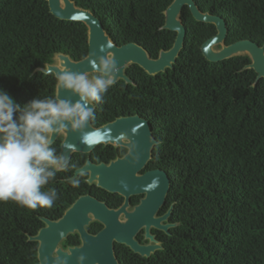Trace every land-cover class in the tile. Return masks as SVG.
<instances>
[{"label": "trees", "instance_id": "trees-1", "mask_svg": "<svg viewBox=\"0 0 264 264\" xmlns=\"http://www.w3.org/2000/svg\"><path fill=\"white\" fill-rule=\"evenodd\" d=\"M71 1L99 20L117 47L135 44L156 59L172 46L175 34L160 29L172 0ZM192 1L224 21L225 45H264V0ZM180 21L185 37L172 69L148 76L129 66L133 85L113 84L90 121L94 127L134 115L147 121L157 142L153 168L169 181L166 201L179 225L163 251L133 264H264V79L254 84L256 74L243 70L247 57L207 62L199 47L215 35L214 26L194 21L186 7ZM55 54L74 62L86 57L83 24L54 18L43 0H0V89L20 105L55 98L54 76L36 72ZM76 158L70 164L77 167ZM75 168L44 186L59 196L51 208L0 202V264H37V244L28 237L42 228L40 219L59 218L90 191L82 177L79 188L66 182Z\"/></svg>", "mask_w": 264, "mask_h": 264}, {"label": "water", "instance_id": "water-1", "mask_svg": "<svg viewBox=\"0 0 264 264\" xmlns=\"http://www.w3.org/2000/svg\"><path fill=\"white\" fill-rule=\"evenodd\" d=\"M46 2L49 13L56 19L66 22H79L86 28L87 55L78 62L72 61L64 54H55L53 63L39 68L36 72L43 75H53L67 70L91 74L90 61L97 55H104L99 51L100 46H106L107 55L113 56L119 69L115 83L122 81L131 84L125 75L126 69L135 65L148 76H156L171 70L176 58L183 47L185 29L180 21L181 10L186 7L190 16L196 22L210 24L215 28V35L203 42L199 51L202 57L210 63H219L239 56H247L250 64L244 70H252L256 74V82L264 79V46L242 40L231 45H224L226 38V25L224 21L214 15L202 13L192 0H172L163 11V24L161 30L175 34L172 46L164 51L160 50L156 59H151L147 52L135 44H126L117 47L104 32L99 20L88 10L78 8L71 0H43ZM219 47V49H217ZM114 83V84H115ZM55 97L76 102L77 96L67 90H60L55 85ZM89 130L98 137L92 145L80 142V133H69L61 136L59 154L70 157L73 154H88L96 146L124 147L127 154L109 164L93 165L88 160L83 166L74 171H84L87 175L86 183L110 193L127 199L133 193L145 192L146 197L132 212L125 211V203L118 210L108 209L104 203L81 196L77 198L63 213L60 219L50 221L41 218L43 227L35 236H29L28 241L35 242L37 264H78L77 257L83 254L86 259L82 264H118L113 253V245L120 244L129 248L140 257L149 255L159 247L138 246L134 240L136 233L143 227L144 237L153 242L149 228L167 231L170 226H160L159 222L165 220L171 208L161 218L155 219L154 214L164 202L169 188V181L162 171H153L144 176L137 177L136 173L151 158V152L156 141L152 138L147 121L134 115L117 118L113 122L94 128L89 123ZM59 137V136H57ZM57 137H53V140ZM53 141V143H54ZM68 145H72L69 148ZM158 183H154L157 182ZM127 185V188L122 186ZM93 222L102 226L101 231L91 236L86 228ZM77 234L81 245L63 251L59 244L69 234Z\"/></svg>", "mask_w": 264, "mask_h": 264}, {"label": "clouds", "instance_id": "clouds-1", "mask_svg": "<svg viewBox=\"0 0 264 264\" xmlns=\"http://www.w3.org/2000/svg\"><path fill=\"white\" fill-rule=\"evenodd\" d=\"M105 48H99L104 55L91 59V74L67 69L57 74L58 89L77 96L76 102L58 96L35 97L20 105L0 89V202L12 201L35 211L51 208L59 199L54 188L44 191V186L57 173L76 166L70 164L67 155L58 154L52 147L53 137L80 133V142L86 145L98 139L86 129L95 119V105L104 102L119 71L114 57L107 55ZM84 175V171H78L66 177V182L79 188ZM122 186L127 188L126 184ZM85 259L83 254L79 255L78 264Z\"/></svg>", "mask_w": 264, "mask_h": 264}, {"label": "flooded vegetation", "instance_id": "flooded-vegetation-1", "mask_svg": "<svg viewBox=\"0 0 264 264\" xmlns=\"http://www.w3.org/2000/svg\"><path fill=\"white\" fill-rule=\"evenodd\" d=\"M226 46H228V45H226ZM259 47H261V46H259ZM217 49H219V47H217ZM243 57H247V56H243ZM249 64H247V65H249ZM247 65H245L244 68ZM256 83L257 82L255 80L254 84H256ZM130 85H133L132 81H131ZM117 118H124V117H117ZM117 118H115V119H117ZM114 120H112V121H110L108 123H111ZM108 123L102 124V125H100L98 127H101V126L106 125ZM92 127H94V126H92ZM98 127H94V128H98ZM61 141H62V137L59 136V137H57L55 139L54 143L52 144V147H54L57 150L58 154H59V151H60ZM127 152H128V150L126 148H124V147H113V146L98 145L88 154H73L70 157V160H71V158L73 156L77 157L75 164H78V163L80 164L79 166H77L73 170V173H74L75 170L81 168L83 166V164L87 160L90 163H92L93 165H98V164H106L107 165V164H109V163H111V162H113V161H115L117 159L123 158L127 154ZM151 157H152V155H151ZM151 160H152V158H150L144 164V166L139 171H137V173H136L137 177L144 176L146 173H149V172L161 171L158 168H153V163H152ZM73 173H72V175H73ZM82 178H83L84 183H86L87 175L85 174L84 176H82ZM87 186L89 187L90 191L87 194L78 196L77 198H79L81 196L88 195L91 198L96 199L97 201H99L101 203H104L105 206L108 209L114 210V211H116L119 208H121L123 206V204L125 203V201H126L127 205L125 206V211L126 212H132L136 207H138L141 204L142 200H144L145 197H146V193L145 192H140V193H133V194L129 195L127 197V199L125 200V198L120 196V195L107 193V192L95 187L94 185H88L87 184ZM170 208H171V210H170L169 216L165 220H162V221L159 222L160 226H170V227L167 228V231L156 229V228H154L152 226L149 228V234L154 239L153 242H150L148 239H146L144 237L145 230H144L143 227L134 236V240L138 244V246L146 247V246H154L156 244L159 247V249L155 250L154 252H152L149 255V257L145 258V257H140L137 254H134L129 248H127L124 245L114 244L113 245V253H114V256H115L116 261H117L118 264H133V262H135V261H137L138 263H142V262L145 261L147 263V261L151 257L155 256L158 252H161V251L164 250V246H165L166 241L168 240L169 237L172 236L174 230L179 225L178 223L171 222V216H172V212H173V204L167 205V201H166V197H165L164 202L159 206V208L157 209V211L154 214V218L155 219L161 218L168 212V210ZM64 211L62 212V215H63ZM61 216L59 218L55 219V220H50V221H56V220L60 219ZM101 229H102V226L100 224H98L97 222H93L86 228V231H87V233L89 235L95 236L101 231ZM80 245H81V240H80L79 236L77 234H75V233L74 234H69L67 236V238L64 239L59 244V246L61 247V249L63 251L67 250L68 248L79 247Z\"/></svg>", "mask_w": 264, "mask_h": 264}]
</instances>
